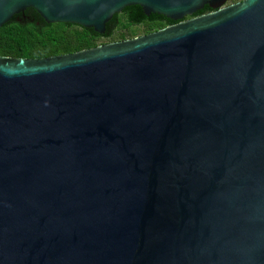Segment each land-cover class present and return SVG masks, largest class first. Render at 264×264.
Segmentation results:
<instances>
[{
	"label": "water",
	"instance_id": "water-1",
	"mask_svg": "<svg viewBox=\"0 0 264 264\" xmlns=\"http://www.w3.org/2000/svg\"><path fill=\"white\" fill-rule=\"evenodd\" d=\"M228 1L0 0V29L175 23L0 57V264H264V0Z\"/></svg>",
	"mask_w": 264,
	"mask_h": 264
},
{
	"label": "trees",
	"instance_id": "trees-1",
	"mask_svg": "<svg viewBox=\"0 0 264 264\" xmlns=\"http://www.w3.org/2000/svg\"><path fill=\"white\" fill-rule=\"evenodd\" d=\"M209 13L210 9H206L195 17ZM144 19L139 7L127 8L113 18L107 25L106 35L101 36L79 26L48 25L36 11H32L26 14V19L22 15L16 16L0 29V57L40 60L94 49L102 40L114 43L130 39L132 26L142 24ZM172 25L175 23L157 16L156 23L149 24L147 32H157Z\"/></svg>",
	"mask_w": 264,
	"mask_h": 264
},
{
	"label": "flooded vegetation",
	"instance_id": "flooded-vegetation-1",
	"mask_svg": "<svg viewBox=\"0 0 264 264\" xmlns=\"http://www.w3.org/2000/svg\"><path fill=\"white\" fill-rule=\"evenodd\" d=\"M243 0H229L228 3L225 5V6H229V5H234V4H237V3H240L242 2ZM140 8V7H139ZM141 9V8H140ZM206 9H210V13H213L215 12L216 10L214 9H211L210 7L206 6L204 8V10ZM32 11H34L33 9H27L25 10V12L23 14H21L23 16V19H26V14H30ZM145 22H143L142 24H139V25H134L132 26V28H138V29H142L144 31V35H148V34H151V33H148L147 30H148V26L149 24L150 25H154L157 21V16H149V17H146L145 16V19H144ZM147 32V33H146ZM141 37V36H140Z\"/></svg>",
	"mask_w": 264,
	"mask_h": 264
},
{
	"label": "rangeland",
	"instance_id": "rangeland-1",
	"mask_svg": "<svg viewBox=\"0 0 264 264\" xmlns=\"http://www.w3.org/2000/svg\"><path fill=\"white\" fill-rule=\"evenodd\" d=\"M241 1V0H240ZM144 34V31L142 29H138V28H132L131 29V33H129V36H131V38H138L140 36H142ZM130 38V39H131ZM110 42L107 40H102L100 42V45H104V44H109Z\"/></svg>",
	"mask_w": 264,
	"mask_h": 264
}]
</instances>
